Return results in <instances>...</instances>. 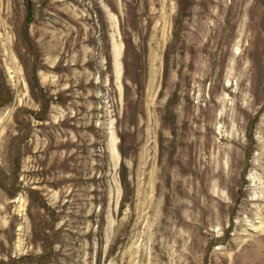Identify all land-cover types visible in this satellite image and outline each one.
Returning <instances> with one entry per match:
<instances>
[{
  "label": "rangeland",
  "instance_id": "374dc122",
  "mask_svg": "<svg viewBox=\"0 0 264 264\" xmlns=\"http://www.w3.org/2000/svg\"><path fill=\"white\" fill-rule=\"evenodd\" d=\"M0 264H264V0H0Z\"/></svg>",
  "mask_w": 264,
  "mask_h": 264
}]
</instances>
